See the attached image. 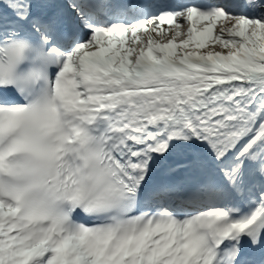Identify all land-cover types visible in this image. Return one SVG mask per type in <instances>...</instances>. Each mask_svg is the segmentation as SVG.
<instances>
[{
    "label": "snow or ice",
    "instance_id": "1",
    "mask_svg": "<svg viewBox=\"0 0 264 264\" xmlns=\"http://www.w3.org/2000/svg\"><path fill=\"white\" fill-rule=\"evenodd\" d=\"M0 264H264V0H0Z\"/></svg>",
    "mask_w": 264,
    "mask_h": 264
}]
</instances>
